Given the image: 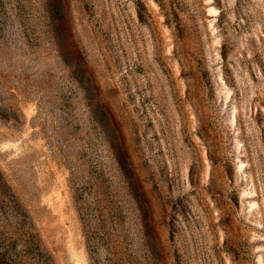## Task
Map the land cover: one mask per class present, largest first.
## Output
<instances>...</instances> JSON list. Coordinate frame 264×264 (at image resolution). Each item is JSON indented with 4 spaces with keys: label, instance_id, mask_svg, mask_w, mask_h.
I'll list each match as a JSON object with an SVG mask.
<instances>
[{
    "label": "rangeland",
    "instance_id": "1",
    "mask_svg": "<svg viewBox=\"0 0 264 264\" xmlns=\"http://www.w3.org/2000/svg\"><path fill=\"white\" fill-rule=\"evenodd\" d=\"M0 264H264V0H0Z\"/></svg>",
    "mask_w": 264,
    "mask_h": 264
}]
</instances>
